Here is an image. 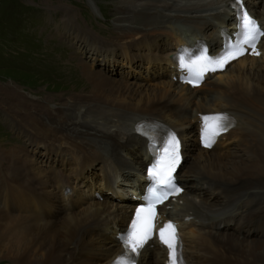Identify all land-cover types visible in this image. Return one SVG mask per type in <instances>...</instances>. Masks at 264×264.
I'll use <instances>...</instances> for the list:
<instances>
[{
    "label": "bare ground",
    "instance_id": "1",
    "mask_svg": "<svg viewBox=\"0 0 264 264\" xmlns=\"http://www.w3.org/2000/svg\"><path fill=\"white\" fill-rule=\"evenodd\" d=\"M142 1L133 0L131 8L125 7L115 23L119 33L127 35L131 30L138 35L135 36L137 43L132 42L130 47L124 43L117 48L126 46V50H130V59L134 60L135 56L139 59L149 56L151 61L157 62L179 42L203 35L217 26L216 21L224 23L230 18L227 0ZM255 3L264 9V0H255ZM155 31L160 34L148 35ZM80 35L71 34L69 39H76L83 46L81 59L93 66L101 56L104 65L99 69L108 75H116L117 64V68H108L109 63L105 65L113 56L111 48L92 43L88 36H85L89 40L86 42L79 38ZM261 45L264 48V41ZM135 51H139L138 55ZM89 52L90 57L87 56ZM78 66L85 71L90 90L74 95L67 103L49 107L42 103L33 106L26 98L19 97L17 109H8L16 119L7 113L12 129L19 131L32 153L26 146L0 149V242H7L4 246L6 255L3 254L6 260H11L12 264L108 263L118 251L109 240V234L128 218V206L110 200H87L82 192L89 193L91 188L81 187L94 180L93 167L99 162L111 160L124 170L137 163L132 124L147 116L177 126L187 151L181 179L190 194L213 215L230 213L239 223L244 220L250 224L253 219L258 221L264 217V111L259 114L254 109L256 102L261 105V110L264 109V58L239 59L217 76L225 81V86L233 84L231 94L227 91L228 95H225L223 89L215 85L216 92L212 90L207 95L204 91L165 79L166 82L158 84L161 90H157L152 99L150 89L139 90L142 85L134 89L124 82H117L116 87L121 92H128L130 99L114 98L110 91L117 90L115 81L108 80L102 72H94L96 68L92 66ZM172 89L178 93L185 91L187 97L178 100L171 97L169 105L162 106L161 100L167 99ZM144 93L148 95L147 100ZM222 97H228L235 108L246 107L238 124L244 126V140L237 144L241 152L233 156L240 157L231 161L220 152L197 148L193 133L195 125L188 120V109L193 108V112L199 113L223 110ZM239 100L242 104H237ZM173 103H182L181 108L178 105L170 107ZM147 105L156 113L142 110ZM0 106L7 108L6 102L1 101ZM257 115L262 118L260 122L253 120ZM44 148L48 152L46 157L42 153ZM197 149L200 156L194 157ZM189 162L192 163L190 167ZM98 171L95 174L101 173L100 168ZM72 179L79 180V187L70 198H64L63 183L70 184ZM136 181L139 183V179ZM130 187L133 186L129 176L122 175L118 190L127 194L126 189ZM231 203V208L226 209ZM252 226L250 233L253 229L264 228ZM187 235L190 237L187 248L196 264H264V238L255 232L252 237H245L230 229H204L191 230ZM163 254L155 247H147L141 261L150 264L154 260V263L162 264Z\"/></svg>",
    "mask_w": 264,
    "mask_h": 264
},
{
    "label": "rangeland",
    "instance_id": "2",
    "mask_svg": "<svg viewBox=\"0 0 264 264\" xmlns=\"http://www.w3.org/2000/svg\"><path fill=\"white\" fill-rule=\"evenodd\" d=\"M132 2L133 0H0V105L1 101L7 104V108L0 106V149L2 147L26 146L32 153V148L26 145L27 141L18 133L19 131L12 129L13 124L9 118L11 116L13 119V116L8 109L11 110V107L17 109L19 100L26 98L33 106L35 104H47V107L58 106L67 103L74 95L91 89L90 81L84 74L85 71L83 72L78 66L83 64L87 68H91V65L81 59L83 46L76 39L70 41L71 34L76 36L80 33L82 35L79 38L83 40H86L85 36L91 37L92 43H98L99 46L111 48V50L117 49L124 43H127L125 44L127 47L134 41L137 43L134 31L130 30L131 33L124 35L116 30L117 24H115L119 13L126 8L130 9ZM122 28L125 29V27ZM64 34L68 35V39ZM156 34L160 33L155 31L148 35ZM88 41L87 39L86 42ZM74 42L78 51L71 46V44L74 46ZM127 53L129 52L127 51ZM135 54L138 55L136 51ZM97 71L104 73L108 80L115 81V87L118 86L117 82H124L134 89H139V85H142V89L139 90L150 89L151 99L158 93L157 90H161L158 84L167 81L163 78L134 81L121 79L114 74L108 75L99 67H96L94 72ZM204 89L203 91L207 95L212 90L213 93L217 90L213 84ZM110 93L117 99H130L129 93L121 92L119 87ZM225 95H228V92ZM107 96L111 98L110 94ZM19 97L21 99H18ZM144 97L145 100L148 99V95ZM167 97V99H163L164 101L161 100L162 106L169 105L171 97L178 100L180 97H187V93L185 91L178 93L172 89ZM240 103L242 104V101L239 100L237 104ZM176 104L173 103L170 107ZM256 104L254 109H257L261 114L264 109L261 110V105L257 102ZM142 110L156 113L150 105L144 106ZM259 119H262L259 115L253 116L254 121L260 122ZM13 120L16 121V119ZM238 143H242V140L235 143L231 152L219 154L223 157L226 156L225 159L230 161L233 158H239L240 156L233 157L235 153L241 152ZM45 151V148L42 149L44 157L48 155V152ZM199 154L197 149L194 152V157L200 156ZM191 164L189 162L188 166L190 167ZM6 243V241L0 242V264H12L11 260H6L3 257V254L6 255L4 252Z\"/></svg>",
    "mask_w": 264,
    "mask_h": 264
},
{
    "label": "snow or ice",
    "instance_id": "3",
    "mask_svg": "<svg viewBox=\"0 0 264 264\" xmlns=\"http://www.w3.org/2000/svg\"><path fill=\"white\" fill-rule=\"evenodd\" d=\"M230 6L237 13L239 32L236 42L226 43L224 53L218 57H211L206 49H202L200 55L193 59L185 50V55L178 57L179 67L188 74L185 82L198 86L206 73L223 70L233 60L249 54V49L250 54L260 55L258 45L264 38V28L250 15L244 0H231ZM202 121V143L204 147H211L216 137L227 130V117L223 114L206 115L202 117ZM138 130L145 136H151L147 126H139ZM180 161V140L175 133H171L155 162L148 169L147 175L151 180V186L145 197L146 202L136 209L128 231L121 236L125 251L115 264H136V258L141 254V250L149 241L157 238L168 252L169 264H183L182 245L175 224L169 221L157 228V206L171 195L182 191L175 184L174 176Z\"/></svg>",
    "mask_w": 264,
    "mask_h": 264
}]
</instances>
